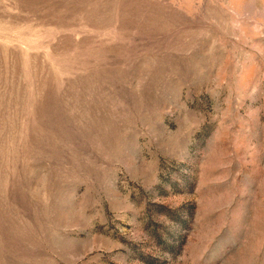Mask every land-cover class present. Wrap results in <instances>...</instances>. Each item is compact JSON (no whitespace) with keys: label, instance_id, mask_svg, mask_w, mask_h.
Wrapping results in <instances>:
<instances>
[{"label":"rangeland","instance_id":"obj_1","mask_svg":"<svg viewBox=\"0 0 264 264\" xmlns=\"http://www.w3.org/2000/svg\"><path fill=\"white\" fill-rule=\"evenodd\" d=\"M0 264H264V0H0Z\"/></svg>","mask_w":264,"mask_h":264}]
</instances>
